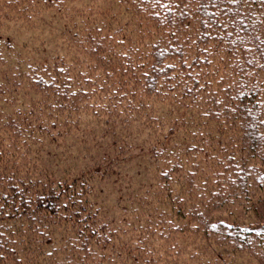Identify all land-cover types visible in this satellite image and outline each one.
Instances as JSON below:
<instances>
[{"label":"trees","instance_id":"16d2710c","mask_svg":"<svg viewBox=\"0 0 264 264\" xmlns=\"http://www.w3.org/2000/svg\"><path fill=\"white\" fill-rule=\"evenodd\" d=\"M51 9L67 22L60 35L70 53L21 58L0 79V264L121 263L115 244L95 250L112 242L111 222L98 224L75 181L40 171L31 153L93 98L110 117L120 108L140 114L158 134L160 196L178 212L175 229L194 232L182 248L216 260L260 235L264 251V221L227 227L212 198L230 174L238 188L264 174L249 162L264 159V0H0V26L34 23ZM228 137L239 142L236 156ZM125 246L127 259L157 264L151 249L133 257V244Z\"/></svg>","mask_w":264,"mask_h":264},{"label":"rangeland","instance_id":"374dc122","mask_svg":"<svg viewBox=\"0 0 264 264\" xmlns=\"http://www.w3.org/2000/svg\"><path fill=\"white\" fill-rule=\"evenodd\" d=\"M72 12L69 11L71 14ZM15 22L10 21L9 25L0 26V79L10 70L13 72L12 65L21 58L30 57L32 59L29 61L38 62L44 58L51 59L57 52H65L66 55L70 53L64 50L60 35L67 22L65 23V18L57 11L51 9L34 23L19 20ZM8 37L10 47L5 46L8 45ZM260 42H263L261 47L264 48L263 38ZM257 65L260 68L259 75L263 76L264 51ZM97 104L95 98L84 103L82 106L85 107L79 110L77 119L71 121V126L65 132H59L54 139L46 138V143L32 146L31 151L34 164L40 171L52 174L55 179L64 177L68 183L75 181L74 187L80 192L78 196L89 204L95 217H98V224L104 223L101 220L105 219L111 222L108 226L112 230L108 238L112 242L107 247L96 245L97 253L102 250L111 253L109 250L115 244V253L121 259L120 264H142L138 258L137 262L130 257L127 259L130 253L123 251L127 248V242L130 247L133 244V257L136 255L134 251L143 255L151 249L159 256L157 264H264L260 235L257 238L251 236L244 247L243 244L236 243L235 246H228L216 260L210 252L204 256L199 255L197 259L196 254H192L195 252L192 244L182 248L193 237L194 232L185 229L187 232L183 234L176 230L178 228L174 226L181 222L178 212L168 204V199L161 198L160 187L163 185L158 177L159 167L166 164L154 158L158 134L146 125L140 114L126 113V110L120 108L114 110L116 117H110L106 112L109 105L101 107L102 104ZM108 110L112 112L111 109ZM159 110L164 112L163 108ZM197 117L196 114L195 119ZM214 123L216 122H211V125ZM168 137L171 135L166 138ZM228 138L222 142L228 141L231 144L233 140ZM236 142H232L234 156L235 150L240 152L239 142ZM166 148L164 147V151ZM249 162L264 165L262 158H253ZM248 176L251 177L249 183L238 188L230 174L227 182L218 189V193L213 194L212 198L216 202H222L220 211L216 212V220L220 217L227 223V227L233 228L239 224L255 225L264 221V174L259 180L254 179L253 174ZM201 181L205 188L208 179L199 177L196 180L198 186ZM246 185H249L248 188ZM177 187L178 185H173V188ZM192 192H198V188ZM229 194L232 196L225 201ZM191 197L194 199L193 195ZM248 200L251 206L246 204ZM144 226V230L148 232L145 238L137 233ZM215 246L212 250L214 254L219 247ZM152 263L150 259L146 264Z\"/></svg>","mask_w":264,"mask_h":264}]
</instances>
